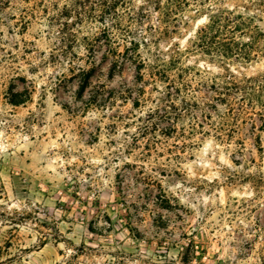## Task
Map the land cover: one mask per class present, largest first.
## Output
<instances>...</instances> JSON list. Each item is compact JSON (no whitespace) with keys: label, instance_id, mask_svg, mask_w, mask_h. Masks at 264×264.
<instances>
[{"label":"rangeland","instance_id":"rangeland-1","mask_svg":"<svg viewBox=\"0 0 264 264\" xmlns=\"http://www.w3.org/2000/svg\"><path fill=\"white\" fill-rule=\"evenodd\" d=\"M0 264H264V0H0Z\"/></svg>","mask_w":264,"mask_h":264},{"label":"trees","instance_id":"trees-1","mask_svg":"<svg viewBox=\"0 0 264 264\" xmlns=\"http://www.w3.org/2000/svg\"><path fill=\"white\" fill-rule=\"evenodd\" d=\"M106 13H109V12H106ZM222 19H223L222 16L211 17L210 20H211L212 25H210V28H215L214 26H217V28L219 29L220 32L222 30H226L227 27L221 23ZM225 20H227V22H229L227 18ZM103 37H104V40L108 42V43H106L108 45V51H107V54L105 55V58L108 59V57L109 58L112 57V59H113L111 62V68H110L111 73H112L111 75H113L114 72L119 71L127 62H130V63L135 64V65L137 62H139V64L136 66V71L138 72L139 77H140L141 76V70L144 67V62L140 58L139 53L136 52L135 54H129L130 48H126L125 49L126 52H124V53L118 51L115 48L116 44H114L113 41H110L111 38H110L109 30H107V28L103 29L102 34L100 36H96V38L94 39L93 42L88 43L89 44V51L94 52V48L96 46V43H104L105 41L104 42L101 41V38H103ZM249 40H250V43L244 45V49H241L240 54L242 55L243 59H248L251 56V53L256 48V41L257 40L255 38H253V36H250ZM131 43H133V42H131ZM79 70L81 72V77L83 79V82H82V84L78 90V93L82 94L86 90L88 81L92 77L94 71L93 70H85V69H79ZM231 77L235 78V76H231ZM245 81L249 82L246 79H245ZM254 83H258V82L255 81ZM245 86L246 85H243V84L240 85L236 81L232 80V81H227L225 83L224 88L227 90H229V89L235 90L236 89L237 91H242L245 93L246 96H249L252 99L256 98L257 97L256 94L263 89L261 84H258L257 87L250 85L249 87L244 88ZM14 103H20V101H17ZM244 104L245 103H243L238 108L240 111L239 113H241L242 111L245 110Z\"/></svg>","mask_w":264,"mask_h":264}]
</instances>
